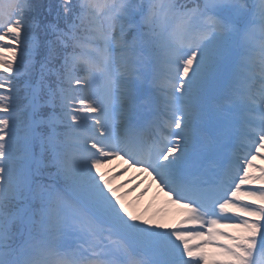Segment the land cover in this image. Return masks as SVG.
I'll return each instance as SVG.
<instances>
[{"label":"snow or ice","instance_id":"6c2138e0","mask_svg":"<svg viewBox=\"0 0 264 264\" xmlns=\"http://www.w3.org/2000/svg\"><path fill=\"white\" fill-rule=\"evenodd\" d=\"M0 264H264V0H0Z\"/></svg>","mask_w":264,"mask_h":264},{"label":"rangeland","instance_id":"374dc122","mask_svg":"<svg viewBox=\"0 0 264 264\" xmlns=\"http://www.w3.org/2000/svg\"><path fill=\"white\" fill-rule=\"evenodd\" d=\"M106 165V164H105ZM103 166L101 171H106L108 168L107 166ZM114 165L115 167L116 166H119L117 165L116 161H114ZM124 169H126L125 167H117L113 170H107V173L105 172V175L106 176H115V179H113L111 182H112V186H115V187H118L119 186V189L120 191L122 192H127V193H132L134 192L137 196H143V195H140V193L142 191H144L146 189V192H144V194L146 193L147 195L148 194H151V192H149L148 190V185L146 183H143L142 181H137V178L136 177H133V174L130 173V170L127 169V171H123ZM112 173V174H111ZM122 173V174H121ZM130 181V182H129ZM139 184V187H136L135 188V191H131V189L133 187H135V185ZM140 186H142V189H140ZM127 193H125V195L127 197H131V195H127ZM156 195V194H155ZM124 200H126V197H123ZM131 208L133 206H130ZM174 212H177L176 210H174ZM156 208H155V211L154 213H151V215L147 218V219H153L155 220L156 219Z\"/></svg>","mask_w":264,"mask_h":264},{"label":"bare ground","instance_id":"6f19581e","mask_svg":"<svg viewBox=\"0 0 264 264\" xmlns=\"http://www.w3.org/2000/svg\"><path fill=\"white\" fill-rule=\"evenodd\" d=\"M111 163V162H110Z\"/></svg>","mask_w":264,"mask_h":264}]
</instances>
